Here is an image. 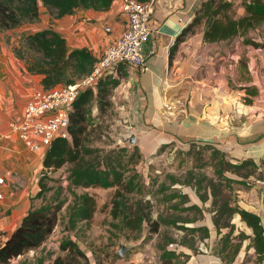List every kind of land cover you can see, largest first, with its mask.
Masks as SVG:
<instances>
[{"label": "crops", "instance_id": "1", "mask_svg": "<svg viewBox=\"0 0 264 264\" xmlns=\"http://www.w3.org/2000/svg\"><path fill=\"white\" fill-rule=\"evenodd\" d=\"M202 1L156 0L152 16L154 31L144 50L145 66L119 64L121 70L127 73L113 91L114 108L125 120L127 138H135L130 143L137 145L145 158L158 153L163 145L186 147L197 141L214 144L235 159L249 157L260 160L264 155V48L244 43L242 35L214 42L205 41L203 22L178 44L171 58L177 36L192 21ZM232 1L236 16L244 15L245 0ZM122 3L123 0H114L107 10L78 8L72 14L54 17L53 23L47 27L62 33L70 49L87 46L99 57L105 46L117 38L127 25ZM48 9L40 0L41 15ZM106 25L111 26L112 30L107 31ZM254 39L258 40L256 37ZM260 53L261 56L257 57ZM7 114L8 111L0 108V122L8 118ZM185 193H188L189 200L183 205L194 203L200 207L210 206L212 197L203 201L188 190ZM243 206L261 213L264 222V210L251 204ZM206 210L203 209V219L177 218L176 223L207 225L212 234L216 230L211 213L209 209ZM27 211L19 206L10 212L0 210V244L19 226ZM240 221L239 215L235 214L234 234L240 230L253 234L252 228L246 226L243 229ZM165 225L168 226V223ZM239 226L242 229H238ZM164 229L161 224L160 233ZM170 229L181 240L183 234L175 230L182 229L175 226ZM160 233L155 232L151 239ZM51 238L52 235L45 243ZM207 241L211 253L204 255L195 253L193 249L200 245L198 240L180 244L169 242L167 247L173 254L164 259L180 264H226L219 256V250L214 252L215 248L219 249L214 238ZM248 242V239L244 242L231 264H243L247 258L250 259L249 263H254V248L248 247ZM44 244L40 246L42 249ZM39 248L34 249V253H39ZM185 254L187 260L183 258ZM48 255L41 254L34 258L39 260L38 264H42ZM157 258L162 262L160 255ZM127 259L122 262L127 263Z\"/></svg>", "mask_w": 264, "mask_h": 264}, {"label": "trees", "instance_id": "2", "mask_svg": "<svg viewBox=\"0 0 264 264\" xmlns=\"http://www.w3.org/2000/svg\"><path fill=\"white\" fill-rule=\"evenodd\" d=\"M41 1L54 10L56 17H61L65 14L74 13L78 8L107 10L111 7L114 0ZM244 3L246 7L245 14L236 16L232 0H203L200 7L196 10L192 21L177 36L172 46L171 58L178 44L185 39L188 33L193 32L203 22L205 23V41L214 42L242 35L244 43L263 48L264 40L254 39L247 34L250 29H254L264 22V0H245ZM39 15L40 0H0V29L18 26L25 20L37 19ZM25 42L27 48L31 51L29 53L31 57L26 56L25 53L20 52L19 54L25 59L28 72L41 75L40 82L45 89L76 81L91 72L98 60V57L87 46L70 49L67 45L66 37L53 27H45L26 34ZM119 64L112 72L102 75L94 86H89L80 92L73 102L70 113V137L55 138L43 157L44 168L52 169V171L68 165L67 178L69 187L75 195L74 203L70 207L69 221L65 224L70 228H75L79 221H84L86 226L90 225L98 203L93 193L83 192L77 194L74 187H115L112 214L117 217L123 211L125 223L133 231L141 232L145 227V221L150 220V215L144 207L138 205L136 208L129 210L127 209L129 208L126 204L127 202H125V191L134 190L135 186H139V182L135 180V174L126 176L128 161L134 159L135 162H139L143 157L139 147L133 145L131 153L127 154V147L106 149L103 146L93 144L96 139L94 132L98 130L100 125H93L90 120L91 105L93 101L97 102L99 115L105 114L112 108L114 104L112 99L113 91L127 73L126 70H121ZM163 147L164 145L161 149ZM202 147H211L216 156L220 155L218 168L220 172H223L229 166L242 174V168L253 165V170L242 174L243 176H248L249 173L255 170V167H260L261 164H264V155L260 158L261 164L256 159L249 157L234 158L235 162H233L230 159H226L228 154L214 144L197 141L189 144V149H200ZM127 156L128 158H126ZM40 181L42 184V180ZM210 184L211 186H209L205 194L199 193L203 201L212 197L208 209L211 213L215 232L217 234L222 232L219 241V256L223 262L231 264L235 261L244 242L248 239L247 246L254 248V263L264 264V222L261 213L247 206H241L237 202L232 204L229 198L218 203L220 192L217 191L213 183ZM44 189L48 188L46 186L42 188L37 193V196L43 195ZM177 194L178 192L174 195ZM180 195L187 197L184 202L189 200L188 193H181ZM63 205L64 200H57L54 203L31 206L19 226L0 244V262L9 263L12 259L27 251L43 245L60 223V212ZM177 206V204L174 205V207ZM183 206L184 209H202V207L194 203ZM235 214L239 215V218L246 226L252 228L253 234H248L244 230L234 234L236 223L233 222V217ZM185 219L192 220L196 218L189 216ZM176 221L177 218L167 217L162 213L160 218L151 221L150 229H146L150 233H160L161 223H173L178 227L191 231L203 230L204 236H208L210 233L207 225L188 227L185 224H177ZM187 234L182 236L183 240H180L174 236L170 228L160 233L155 245L161 250L160 256L165 260L164 262H169L164 258L173 254L170 253L172 250L167 247L168 243H188L189 240L194 239H188ZM162 236H164L163 239H161ZM60 249L63 253L57 254L53 258L52 264H85L89 260L85 250L71 236L62 238ZM193 249L196 248L193 247ZM249 260L247 258L244 263L246 264L247 262L249 264Z\"/></svg>", "mask_w": 264, "mask_h": 264}, {"label": "rangeland", "instance_id": "3", "mask_svg": "<svg viewBox=\"0 0 264 264\" xmlns=\"http://www.w3.org/2000/svg\"><path fill=\"white\" fill-rule=\"evenodd\" d=\"M235 10L234 8L236 15ZM54 17H56L54 10L48 9L44 15L40 13L37 19L25 20L18 26L0 29V84L3 86L0 87V108L9 113L7 114L8 118L0 122L2 126L0 132V173L6 178L5 184L1 185L4 197L3 203L0 204V210L4 209L10 212L11 209H16L19 206L20 209L27 211L31 206L64 200L60 212V223L56 226L52 238L44 244V248L38 247L39 253L37 254L34 253V249H31L17 257L18 260L14 258L15 260L10 264H38L39 260L34 257L41 254L42 256L49 254L46 262H42V264H52L53 258L57 254L63 253L60 249L61 237L67 236L76 239L87 253L89 260L85 264H174V262L180 264L174 260L166 263L161 259V262L157 258L161 250L154 244L159 236L151 239L154 237V233H150L147 229H150L151 221L160 218L162 213L167 217L186 218L191 216L203 219L205 217L203 209L206 210L209 206L202 207L201 210L184 209L183 202L187 197L180 194L188 190L193 196L200 197L201 194H205L206 190L208 191L210 183H213L217 191L220 192L218 203L229 198L232 204L235 202L241 206L251 204L264 210V164H261L260 160L257 162L261 166L255 167V170L248 176L242 174L253 170V165L242 168V174L229 166L220 172L218 171L220 155L216 156L211 147L189 149V145L175 147L171 144L164 146L161 151L147 158L143 156L139 162L130 159L126 165V176L135 174V180L139 182V186H135L134 190L125 191V202L129 207L127 209L130 210L141 205L150 215V220L145 221V227L141 232L128 228L123 211L117 217L113 216L115 187L103 186L74 187L77 194L93 193L98 202L97 210L90 225L86 226L84 221H79L75 228L67 227L65 224L69 221L70 207L75 200L67 178L68 165L55 171L44 168L43 157L46 152H30L10 127V121L22 113L30 94L38 88H43L40 82L41 75L28 72L25 59L19 54L21 52L31 57L29 54L31 51L25 42V35L51 25ZM247 35L261 41L264 40V22L259 25L258 29H250ZM258 56L260 57L261 53ZM114 107L113 104L108 112L99 115L97 102H92L90 120L93 125H100L94 132L96 139L93 144L106 149L127 147V154H130L133 145L127 138L125 120ZM226 159L235 162L231 156L226 155ZM40 180H42V184ZM43 184L48 189H44L43 195L39 197L37 193L45 187ZM176 192L178 194L174 195ZM171 194L173 195L170 196ZM241 200H244V203H241ZM175 204L178 206L174 207ZM161 224L165 228L161 233L172 226L178 228L171 223L168 226L164 223ZM239 224L243 229L247 228L243 221H240ZM189 225L186 226L191 227ZM240 226L237 228L242 229ZM179 229L182 230H175V232L183 234L181 239L188 233V239L194 238L198 240V243L200 241V245L194 249L195 253L199 255L211 253L208 239L214 238L217 247L220 248L219 241L222 232L209 233L208 236H204L203 230L191 231L181 227ZM190 234L197 237L194 235L191 237ZM122 246L127 248L124 254L119 253ZM217 250L219 249L215 248L214 252ZM137 254L139 256H136ZM123 258L125 260L128 258V262L123 263ZM183 258L188 259L186 255H183Z\"/></svg>", "mask_w": 264, "mask_h": 264}, {"label": "built area", "instance_id": "4", "mask_svg": "<svg viewBox=\"0 0 264 264\" xmlns=\"http://www.w3.org/2000/svg\"><path fill=\"white\" fill-rule=\"evenodd\" d=\"M156 0H123L122 12L127 25L120 35L110 41L102 51L93 69L74 82L45 89L38 88L27 99L22 113L10 121V127L31 152H46L57 137H70L69 124L73 102L80 92L94 86L102 75L115 70L125 62L134 67H144L145 46L151 39L153 13ZM107 31L112 27L105 26ZM0 123V132H1ZM5 176L0 173V199L4 197L1 185ZM2 230L0 228V236Z\"/></svg>", "mask_w": 264, "mask_h": 264}, {"label": "water", "instance_id": "5", "mask_svg": "<svg viewBox=\"0 0 264 264\" xmlns=\"http://www.w3.org/2000/svg\"><path fill=\"white\" fill-rule=\"evenodd\" d=\"M129 140L134 142V141H135V138H134V137H131ZM126 249H127V248H125V247L122 246V247L119 249V253L124 254V252H125Z\"/></svg>", "mask_w": 264, "mask_h": 264}]
</instances>
